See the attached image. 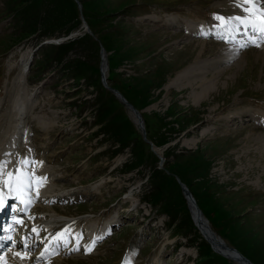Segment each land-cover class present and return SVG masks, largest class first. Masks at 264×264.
Returning a JSON list of instances; mask_svg holds the SVG:
<instances>
[{"label": "rangeland", "instance_id": "obj_1", "mask_svg": "<svg viewBox=\"0 0 264 264\" xmlns=\"http://www.w3.org/2000/svg\"><path fill=\"white\" fill-rule=\"evenodd\" d=\"M235 5L0 0V107L8 110L20 57L52 41L37 51L25 80L32 95L21 159L40 163L27 167L46 177L50 189H78L51 210L89 217L86 230L114 226L99 249L55 264H151L167 242L161 264H239L223 252L225 245L264 264V61L256 56L264 57V47L248 46L220 64V44L197 29H216L214 16H232ZM101 50L104 81L139 111L146 141L103 85ZM192 74L209 76L210 83L189 87ZM2 123L0 114V130ZM179 182L204 213L206 231ZM99 183L94 193L83 190ZM49 206L40 204L33 215H47Z\"/></svg>", "mask_w": 264, "mask_h": 264}, {"label": "bare ground", "instance_id": "obj_2", "mask_svg": "<svg viewBox=\"0 0 264 264\" xmlns=\"http://www.w3.org/2000/svg\"><path fill=\"white\" fill-rule=\"evenodd\" d=\"M230 8H233V7H230ZM136 9H138V8H136ZM232 13H233L232 16H236V13H238L237 15H240V16L244 15L241 12L240 8L236 7V5L234 7V12H232ZM232 16H228V17H232ZM83 26L85 27L87 33H89V29H88L87 25L84 24ZM174 26L177 28V24H174ZM216 27H217L216 29L210 31V34L205 33V35H207L210 38L213 37L212 39L217 44H220L218 46L219 48L217 50L219 52V53L218 52L217 53H218V56L220 59L218 62L220 64H229L230 62L232 63L233 61L236 60L235 57L238 56V54L241 53L248 46H253L250 49L258 48L255 44H253L251 42L252 40H256V42L260 44L259 48L264 47V41L261 40L259 35L254 34L251 31V29H245L242 26H237V28L235 30H233L230 34H225V39L222 40L220 38L217 39V37H219V34H218L219 33V26L217 25ZM178 29L186 32L190 36H193V35L201 36L202 35L200 32L201 30L200 31H191V30L188 31L182 27H179ZM209 30L210 29H207V32H209ZM222 41L227 43V44H224ZM48 42H49V44H52V41H48ZM205 43H211V42H205ZM212 43H214V42H212ZM223 44L227 45V46H223ZM242 45H246V46L242 47ZM31 51L32 52L27 51L19 59V63H18L19 70L17 72L16 79H15V88L12 91V98H11L10 103L9 104L6 103L8 106V110H7V107L5 106V104H4V106H2V103H1L2 107H0V114L2 115L3 121H4V123L1 124L3 126H2V129L0 130V160H9L10 161V163L8 165V169H7L8 171H14L19 166L18 161L24 160V159H21V157H20V154H21L20 149H21V143H22L21 138L24 134V127L26 125L27 118H28L29 112L31 110V106L29 105V98L32 95V93L30 90L31 94H27V86L25 83L28 71H30V67L33 63V58H34L33 55L35 54L34 50H31ZM256 56L259 57V60L261 62H262V60L264 61V57L258 56V55H256ZM240 58L244 59V55H242ZM216 64L217 63H214L212 65V68ZM237 65H239L238 62L235 65H232L230 67L233 68V66L235 67ZM230 67H229V69H230ZM100 70H101V74L103 75V77H105L106 71H107V66H106V56L104 53H102V55H101ZM230 72H231V70H230ZM214 74H216V73H214ZM201 76H202V78H201L202 80L199 79V81H203V82H196V81H198L197 80L198 77H201ZM207 77H209V76H203V75H197L196 76V75L192 74V76L190 78H188V81H189L188 83H190L189 87H193V88L202 87L206 84H209L210 81L207 80ZM201 94H203V93H201ZM210 94H211V92H209V95ZM129 111H130V109H129ZM130 113H131V117L134 120V122L136 123V125L140 127L139 119H136L133 116L132 111H130ZM247 117L250 118L249 115H247ZM209 118L211 121H213V119H214L210 116H209ZM234 119H236V118H234ZM152 150H154V152H156V153H159V150H157L156 147H154V146H153ZM8 153H10L11 155L7 156L6 154H8ZM53 158H55V157L51 156L50 160ZM28 168L29 167H27V166L24 167V171L26 173L31 171L30 168L29 169ZM35 175L37 177H39L37 174H35ZM59 180H62V179H57V181H59ZM99 185H101V184L99 183V184L89 185L88 187L83 188V190H85L89 194L94 193L97 190ZM3 192H4V195H5V198L7 199V201H9V200L18 201L19 200V198H15V193L11 194V196H10L8 194V190L6 188L3 189ZM187 192L188 191L184 192L185 197H186L188 203L191 204V207L193 209V214H195L196 222L198 219V228H199V230L206 231L205 223L200 218V217L204 216L203 215L204 213L202 212L203 214L201 213V215H200L198 212H196V209L199 211H200V209L196 205H194L195 207L192 206L194 204L193 197L189 192L188 193ZM75 194H79L78 189H75V190L73 189V190H69V191H56V190H52L49 187H47L46 184H44L43 187L39 188L38 195H37L36 191H32L30 197H33V198L38 197V198H40V202H39V204L38 203H33L32 205L27 204L26 205L27 208L28 207L29 208L34 207L33 210H36L39 208L38 206L40 204H43L46 206L50 205L49 207L45 208V210H47L48 214L46 215V213H41V215H33L31 213L29 217L26 216L23 219H19L18 217H16L17 220L21 221V224L18 226L19 227L18 230H19V232H21V231L25 232L24 238H22L20 241L19 240L15 241V242L12 241L13 243H11V247L8 248V250L5 252L4 255H0V257H3L4 260L7 262V264H55V262L63 261L62 260V259H64L63 257L75 255V256H73V258L71 260H69V261L65 260L67 262H70V261L73 262V260L74 261L77 260L80 253H82V254L90 253L91 251L90 252L86 251V248L92 244V241L98 242L97 240L103 236L106 238L114 226L112 225V222H108L105 225L99 224L95 228H91L90 230H86L85 225L88 222L89 217H87V218H85V217L68 218L65 216L62 217L60 214L56 213L54 210H51L52 207L55 206L54 204L62 203L66 199L72 198ZM24 199H28V196L26 195L24 197ZM129 199H130L129 197H126L125 201H127ZM131 199H133V198H131ZM52 203H54V204H52ZM23 205H24V203L16 206L13 209V213L20 211L22 209ZM89 221H90V218H89ZM76 228L80 229V231L84 234L83 235L84 240L79 242V250H76L77 249V242H69L67 245H64L62 243L57 244L55 242V238H56L57 234L64 232L67 229V230H69V237H70L71 231H74ZM33 229H36L37 231L34 232ZM85 234H86V236H85ZM206 234H207V236L206 235L205 236L208 239H210L212 241H216V239H214L213 233H211V234L206 233ZM39 236H41V238ZM33 239H34V241H32ZM24 243H27V245H28L27 248L23 245ZM104 243L105 242L98 243V245H96V246L94 245L96 248L95 249L93 248L92 251L99 249L100 245L102 246V244H104ZM169 243L170 242L165 243L163 246V249H161V251L156 253L151 264H161L162 256H163L162 252H163L164 248L167 246V244H169ZM216 246H220V245L217 243ZM220 248H222V247H220ZM45 249H48V251L45 252ZM223 249H224L223 252L228 257L235 259L236 261L239 262V264H248V262L238 252L234 251L232 248H229L225 245L223 247ZM17 252H20V253L26 252L28 254L29 258L25 259V260H20L16 256Z\"/></svg>", "mask_w": 264, "mask_h": 264}, {"label": "snow or ice", "instance_id": "obj_3", "mask_svg": "<svg viewBox=\"0 0 264 264\" xmlns=\"http://www.w3.org/2000/svg\"><path fill=\"white\" fill-rule=\"evenodd\" d=\"M236 7L240 8L241 12L244 14L242 16H232V17H223L220 15H215L214 19L218 21L219 26V38L225 39V34H230L233 30L237 28V26H242L245 29H251L254 34L260 36L261 40L264 41V0H234ZM257 47L260 46L256 40L251 41ZM246 45H242L245 47ZM10 156L11 154H6ZM9 160H0V211L6 209L7 202L3 192V189L8 190V194L15 193V198H20L22 203L30 204L31 198L24 199L27 195L31 196L32 191H36L38 195L39 188L43 187L47 182L46 177H37L35 175V171L25 172V166H40L39 162L29 161L27 159L18 161V167L14 171H8ZM17 223H21L20 221H16ZM36 232V229H33ZM38 234V233H37ZM77 242V249L79 250V239L80 237L74 238ZM55 242L57 244L67 245L70 242L69 230H65L57 234L55 238ZM95 241L92 242L86 248V251H92L94 247ZM26 248L28 247L27 243L24 245ZM48 249H45L47 252ZM16 256L20 260L28 259V254L17 252ZM0 264H7L3 257H0ZM127 264V262H126Z\"/></svg>", "mask_w": 264, "mask_h": 264}, {"label": "water", "instance_id": "obj_4", "mask_svg": "<svg viewBox=\"0 0 264 264\" xmlns=\"http://www.w3.org/2000/svg\"><path fill=\"white\" fill-rule=\"evenodd\" d=\"M74 1L78 4V1H77V0H74ZM38 48H39V46L36 47L34 50L37 51ZM100 48H102V47H100ZM102 53H103V51L101 50V51H100V56L102 55ZM100 65H101V59H100ZM101 79H102V82H103L104 87H105L106 89H108L111 93H113V94L119 99V101L123 103V105H124L127 109L129 108L130 111L133 112V116H134L136 119H139V121H140V129H141V131H142V137H143V139L146 141V138H145V132H144V130H143V122H142V118H141V116H140L139 111L136 110V109H135L130 103H128V102L125 100V98H124V97H123V96H122L117 90H115V89L110 88L109 86H107V85H106V82L104 81V80H105V77H103V75H101ZM129 109H128V110H129ZM179 183H180V182H179ZM180 185H183V184L180 183ZM183 186H184L185 191H187L185 185H183ZM196 212H197V210H196ZM234 251L238 252L237 250H234ZM244 259L248 262V264H252L248 259H246V258H244Z\"/></svg>", "mask_w": 264, "mask_h": 264}, {"label": "trees", "instance_id": "obj_5", "mask_svg": "<svg viewBox=\"0 0 264 264\" xmlns=\"http://www.w3.org/2000/svg\"><path fill=\"white\" fill-rule=\"evenodd\" d=\"M130 127H131V125H130ZM165 143H167L166 141H161L160 142V145H163V144H165ZM137 144V146L140 148L141 146H143V143H136ZM202 258H203V256H202Z\"/></svg>", "mask_w": 264, "mask_h": 264}]
</instances>
